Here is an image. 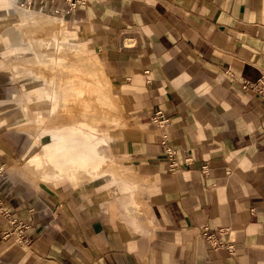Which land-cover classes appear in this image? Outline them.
<instances>
[{"label":"crops","instance_id":"obj_1","mask_svg":"<svg viewBox=\"0 0 264 264\" xmlns=\"http://www.w3.org/2000/svg\"><path fill=\"white\" fill-rule=\"evenodd\" d=\"M60 2L31 7L54 14ZM11 6L0 0V18ZM70 16L78 72L92 78V98L80 95L103 110L92 109L91 126L63 129L83 134L88 158L107 147L111 168L79 178L85 194L81 185H39L11 167L31 149V130L32 142L0 117V264H264V103L240 87L264 75V0H89ZM5 48L0 80L17 82ZM157 110L166 127L151 121ZM119 123L122 151L105 130ZM203 227L233 251L213 248Z\"/></svg>","mask_w":264,"mask_h":264},{"label":"bare ground","instance_id":"obj_2","mask_svg":"<svg viewBox=\"0 0 264 264\" xmlns=\"http://www.w3.org/2000/svg\"><path fill=\"white\" fill-rule=\"evenodd\" d=\"M10 2L12 9L8 10L5 16L0 18V21L3 24L21 21L23 27L13 32L16 33V38L31 39L35 42L36 50L47 59L48 53L51 52L49 59L50 64H44V62L40 60H38L36 64L31 62L23 63L25 73L31 75V77L22 84V92L19 99H17L16 102H8L12 110H18L23 106H27L30 109V115L34 119L33 121L37 124L36 108L39 107V110L45 108L49 113V111L58 104L57 101L60 99L58 85L50 78L53 68L56 66L62 67L63 64L67 62V58L62 54L63 50L60 52L57 45L58 43L61 44V42L58 41L61 30L64 29L67 24H73V19H64L60 16L71 15L68 13L51 14L38 8H29L26 4L16 0H10ZM10 17L11 20L9 19ZM24 41L25 40H22V42ZM60 41L68 40L62 39ZM18 49L20 51V48L16 47V50ZM74 53L75 52L71 50L69 55H73ZM75 74L78 76L80 75L84 81L80 89L83 91L88 90L92 84V78L89 73L78 72L76 70ZM64 99L68 101V105L61 110V116L65 115L73 120L74 125H71L72 131H80L81 126L78 125H92L89 119L79 118V112L85 108V101L79 92L64 96ZM2 105L4 107L5 103ZM88 107L91 109L97 107L99 111L103 110L99 101L94 104L89 102ZM14 112L15 111H13L11 115H14ZM19 116L17 115L15 117ZM57 118V115L51 114L48 118V122L50 124H55ZM82 135V133L77 136L75 134L71 136L67 135L61 127H56L52 132L45 135L34 132L32 147L24 156L27 159V166L32 170L51 168L54 171L53 176L63 175L65 179L71 180L75 185L82 184L86 190L84 194L87 193L90 190V186L79 182V178L90 177L99 172L109 173L112 162L109 158L107 147H99V151L102 153L100 159L88 158L86 155L81 154L79 143L84 139ZM84 167L85 169H83ZM6 170L4 166L2 168L3 173L6 172ZM78 171H80V174H77ZM102 194L106 195L107 192Z\"/></svg>","mask_w":264,"mask_h":264},{"label":"rangeland","instance_id":"obj_3","mask_svg":"<svg viewBox=\"0 0 264 264\" xmlns=\"http://www.w3.org/2000/svg\"><path fill=\"white\" fill-rule=\"evenodd\" d=\"M8 3H11L10 0H7ZM89 1V0H88ZM75 13V12H74ZM73 13V14H74ZM71 14V15H73ZM61 16V15H60ZM62 18L64 19H69L72 18V16L70 15H64L62 16ZM11 20V17L9 18ZM75 22L73 21V24H67L64 29L61 30L60 35H59V42L62 39H66L69 41L68 47L66 48H61L60 47V43H58V48L59 51H62V54L67 58V62L63 64V66H56L55 68H53V72L51 75V80L56 83L58 85V92H59V101L57 105H55L53 107L52 111H49V113L45 110V108H41V110H39V107L36 108V114H37V124H35V122L33 121L34 119L32 118V116L30 115V109L27 106H23L21 108H19L18 110H12V108L10 107V104H8V102L10 101H14L16 102L17 99H19V96L21 95L22 92V84L26 82L27 79H30L31 75L25 73L24 69H23V63L25 62H31V63H37L38 60L48 63L50 56H51V52L48 53V59L43 55L40 54L39 51H37L36 47H35V42H33L31 39L28 38H23V39H19L16 38L17 35L16 33H13L14 30H19L20 28H22L23 26L21 25V21H13L10 22L8 24H3L0 26L1 27V31H0V43H2L3 45H5L7 47L6 51V59L8 61V70H6L7 72H10L12 74H17L15 75L17 78V82H10L8 80H0V89H2L3 93L1 92L0 94V117L3 118V116L7 115V117L5 118V121L10 124L8 126L4 127L9 128V129H13L14 131H19L22 133H26L29 137H30V141L32 142V137L31 134L29 133L30 131L28 129L31 130L32 134H34V132H36L37 134L40 135H45L47 133H50L53 131L54 128L56 127H61L62 129L64 127H71V125H74V122L71 118L62 115L61 116V110L68 105V101H66L64 99V96L67 95H71L74 93L79 92V94H83V93H87L88 90H81L80 86L82 85V83H84L82 77L79 75L75 74V71H80L82 70V64H77L75 62L76 60V56L78 54V52L76 53V51H78L76 44H75V40L76 37L73 34V30H74V24ZM81 35L83 37L84 40H86V37L83 34V30L81 32ZM22 40H25L24 42H22ZM21 41V42H20ZM14 45V46H13ZM46 46V44H45ZM13 47V48H12ZM17 48H20L16 50ZM74 51L75 53L73 55H69L70 51ZM89 52H97L95 49H93L92 47L89 46L88 49ZM99 53V52H97ZM100 54V53H99ZM3 57L4 54L3 52L0 51V64L3 63ZM15 67V68H14ZM15 92V93H14ZM14 93V94H13ZM115 93V91H114ZM89 98H92V94L91 92H88V94L86 95ZM103 98V97H102ZM3 103H5V106L3 107ZM14 112V115L12 112ZM34 111V110H33ZM52 112V113H50ZM51 114H55L58 116L57 120L55 121V124H50L48 122V118L51 116ZM105 114L104 112H99L100 115V119H101V125L104 123L103 120H105ZM19 116V117H15V116ZM79 118L81 119H89V120H93V111L91 108L86 107L79 112ZM126 116V114H125ZM80 119V120H81ZM5 121L3 120V122L5 123ZM125 123L121 124L119 123L118 125H107L105 127V130L108 131V133L110 134V136L112 137V139L114 140L115 143V147L117 148V150L122 151L123 147H122V143H121V135H122V131L124 130V125ZM78 125V124H77ZM22 129V130H21ZM64 130V129H63ZM30 142V144H31ZM30 146V145H29ZM23 154V153H22ZM20 154L13 163H11V167H16L19 169H22L27 175H29V177L34 178V182L39 184V185H48L50 187H54V186H59L61 184L68 186V185H73L78 186L82 184H78L75 185L71 180L69 179H65L61 176H53L52 172L48 173V168L44 169V170H37V171H30L28 169V166L26 164L27 159L23 158L20 156L22 155ZM125 164H129V167L127 168L126 173L128 175L131 174V166L129 163V160L124 161ZM8 167L9 164H8ZM131 176V175H130Z\"/></svg>","mask_w":264,"mask_h":264},{"label":"built area","instance_id":"obj_4","mask_svg":"<svg viewBox=\"0 0 264 264\" xmlns=\"http://www.w3.org/2000/svg\"><path fill=\"white\" fill-rule=\"evenodd\" d=\"M23 4H26L29 8H34V6L31 7L32 0H16ZM52 3H55L57 1H61L60 3V9L56 10L54 14H61V13H68L73 14L76 10H78L80 7L85 5L88 0H49ZM40 10L43 11V8L40 7ZM241 89L246 92H252L256 95H258L261 100L264 103V75L261 77L251 80V79H243L240 85ZM151 121L155 123L159 127H166L169 124V118L165 115V113L162 110H157L153 113L151 116ZM161 143L164 145V150L166 153L167 161H168V168L170 170H174L179 166V162L177 160L176 156V149L169 144V138L167 136V133L161 134ZM3 166L0 165V179H3L4 173L2 171ZM206 167L204 166V170ZM0 212L1 213H7L5 209H3L0 201ZM15 220L12 219V222ZM23 228V229H22ZM25 227H23L22 224H18L16 226V229H18V240L22 243H28V239L24 237V230ZM227 228H220L218 233L219 234H225L227 233ZM202 233L205 239L210 243V245L215 248H225L229 250L230 252L233 251V244L230 241L225 240L224 238L218 237L215 233L210 232L207 227L202 228ZM8 235V233H5Z\"/></svg>","mask_w":264,"mask_h":264}]
</instances>
